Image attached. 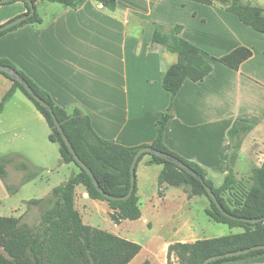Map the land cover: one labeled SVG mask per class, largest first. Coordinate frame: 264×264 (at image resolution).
Wrapping results in <instances>:
<instances>
[{"label":"crops","instance_id":"0c3cea01","mask_svg":"<svg viewBox=\"0 0 264 264\" xmlns=\"http://www.w3.org/2000/svg\"><path fill=\"white\" fill-rule=\"evenodd\" d=\"M117 4V9L110 11L96 0H87L77 8L39 0L36 6L42 22L24 25L0 37V60L13 64L68 113L79 110L88 116L95 132L106 141L124 147L152 146L159 137L160 120L168 115L171 118L163 144L171 152L201 166L216 181L223 182L231 171L242 177L261 167L264 164V33L245 25L236 14L216 3L117 0ZM27 13L23 1L2 5L0 26ZM157 25L164 26L166 31L182 26L181 37L200 48L213 67L201 82L186 80L175 97L163 83L167 70L179 58L161 44L153 43ZM241 47L250 49L253 55L239 70L217 60ZM13 85V81L0 73V104ZM20 92L27 99H22ZM17 98L15 104L26 111L21 122L49 126L20 90L6 103L0 118ZM252 118H259L260 124L245 137L232 164L229 132L238 119ZM49 142L59 147L50 139ZM43 147L53 154L40 166L51 171L52 163L57 161L56 153L46 143ZM2 158L13 159V164L17 156ZM150 160H143L137 168L142 210L139 220L147 216L145 221H155L154 217L169 214L166 226L178 237L176 243L211 239L199 238L193 218L194 201L205 196L191 197L184 191L174 192V187L169 185L159 186L163 166L150 164ZM140 166L142 181L150 170L155 172V191L145 199L148 201L145 206L142 201L147 194L144 184L140 189L138 181ZM25 179L15 188L7 183L8 178L2 180L8 193H16L35 178ZM81 202L95 207L100 204L85 192ZM173 202L175 208L171 209ZM207 202L206 210L210 207ZM109 212L108 208L106 213ZM175 220L179 224L173 225ZM230 229L240 230L230 235L244 232L242 228ZM171 244L174 243L153 251L150 264H167L166 258L159 256V250H167ZM136 257L129 264H134ZM222 264H264V255Z\"/></svg>","mask_w":264,"mask_h":264},{"label":"trees","instance_id":"16d2710c","mask_svg":"<svg viewBox=\"0 0 264 264\" xmlns=\"http://www.w3.org/2000/svg\"><path fill=\"white\" fill-rule=\"evenodd\" d=\"M32 1L35 3L36 14L24 23L1 33L0 37L24 25L42 22L36 6L39 0ZM44 1L61 4L68 8H77L87 0ZM96 1L110 11H115L118 6L117 0ZM195 1L214 4L213 0ZM14 2L17 1L11 3ZM23 2L29 13V4ZM227 10L236 14L245 25L264 33L263 8L238 3ZM182 29V26H177L166 31L164 26L157 25L153 38V43L161 44L170 52L178 55V62L167 70L163 83L164 88L173 97L179 93L186 80L201 82L213 70L211 62L204 56L203 51L181 37ZM252 55L253 52L250 49L241 47L217 60L231 69L239 70ZM0 64L15 69L30 84L36 94L53 108L66 136L81 160L91 169L101 188L115 197L127 196L131 189V165L134 157L140 149L148 146L124 147L100 138L88 116L79 110L72 114L68 113L58 106L47 92L41 90L9 61L0 60ZM0 73L14 83L0 104V114L14 94L18 90L22 91L46 118L51 129L49 139L59 145L61 163L63 165L75 164L79 168L78 174H74L66 183L56 187L49 196L29 202L30 205L44 208L38 226L22 224V220L16 217H0V264H129L141 252L142 247L116 234L86 225L77 208V196L78 189L82 187L91 200L107 202L112 211L111 218L117 224L124 220L137 221L142 217L137 183L132 197L128 200L114 201L104 197L94 185L90 175L75 161L48 109L35 101L19 82L6 73ZM170 118L166 115L160 120L159 137L151 147L179 158L200 174L206 184L212 188L221 205L233 216L247 219L263 218L264 164L255 168L252 175L248 177L239 178L234 171H231L226 176L223 185L216 188L207 179V174L201 166L171 152L163 144L164 133ZM260 121L259 118H252L238 119L235 122L228 135L233 147L232 164H235L245 137L260 124ZM145 156H151L150 164L163 166L159 186L185 188L190 190L191 197H207L210 207L206 213L211 219L231 228L244 229L241 234L199 240L193 243L171 244L168 248V264H173L174 259H177L180 264H202L206 259L216 255L264 245V222L249 224L225 217L209 196L205 185L177 165L160 157L145 154L140 158L137 168ZM12 162L13 159H0V177L5 181L8 178L7 166ZM19 167L26 171L29 170L26 162H22ZM36 177L33 175L26 181ZM233 193L237 195L232 197ZM226 195L231 196L230 204L225 199ZM261 255H264V250L211 264H222Z\"/></svg>","mask_w":264,"mask_h":264},{"label":"rangeland","instance_id":"374dc122","mask_svg":"<svg viewBox=\"0 0 264 264\" xmlns=\"http://www.w3.org/2000/svg\"><path fill=\"white\" fill-rule=\"evenodd\" d=\"M213 1L214 3L221 5L226 9L233 7L238 3L245 5L247 4L258 8H263L261 6H264V0ZM19 95H21L20 97H22V99H27L23 98V94H21V92ZM18 101L19 100L17 98L14 102H12L6 114L0 118V159L8 155L17 156L15 162L10 164L7 169L9 173L7 183L12 185L13 188L19 186L21 184V180L24 179V177L26 179L33 175H36L37 177L26 185L21 186L19 191L16 193H8L4 186L6 183L0 178V217H16L22 220V224L36 227L40 224L44 208L30 205L29 202L35 199L43 198L51 188L63 184L74 174H78L79 168L75 164L61 165L59 147L57 145H52L49 142V126H43L36 122L28 121L27 123H32V126H29L21 122L26 118V111L24 108H20L15 104ZM28 101L29 103H32L30 100ZM45 143L50 145V147H52L56 153L57 161L52 163L53 169L51 171L45 168L43 169L40 166V164H42L47 158L50 157L51 154H53V152L50 153L49 150L43 147ZM148 159H151V156H145L141 162ZM20 162L28 163L29 170L25 172L20 170V167L18 168L17 166L21 165ZM138 172L139 188L141 189L142 185L144 184V192L147 194V197L143 198L142 201L143 206H145V199H149L148 196L153 195L155 191V172L154 170H150L144 181H142L141 178V166L139 167ZM252 173L250 175H252ZM206 174L207 179L210 180L216 188H219L223 185L224 181H220V183L219 181H216V178L211 176L209 173L206 172ZM250 175H242V177H248ZM78 191L77 208L82 214L86 225L116 234L122 238L139 244L143 248L142 252L136 257L134 264H150L149 259L154 254L153 251L161 248V246L165 245L166 243H176L178 240V237L169 228V225L166 226V224H168L166 220L169 214L154 217L155 221H145L144 219L147 217L145 216L143 220L134 222L124 220L117 224L111 218L112 211L107 202L99 201V207L83 204L81 202V198L85 190L80 187ZM182 191L189 195V189L174 188V192L180 193ZM234 195L237 194L233 193L232 197ZM206 198L197 197L193 203V212L195 213H193V218L198 230L199 238H220L230 235L231 232H240L238 229L232 230L227 225L217 224L210 220L206 214L208 203V198ZM225 199L230 204L231 196L226 195ZM147 202L148 201H146V203ZM208 206H210V201ZM108 208L110 209V212L107 214L106 211H108ZM170 208H175V203L170 206ZM172 224L177 225L179 224V221L175 220ZM159 251H161L159 256L166 258V263L168 264V248L167 250L160 249ZM173 264L180 263L177 259H174Z\"/></svg>","mask_w":264,"mask_h":264},{"label":"water","instance_id":"95a60500","mask_svg":"<svg viewBox=\"0 0 264 264\" xmlns=\"http://www.w3.org/2000/svg\"><path fill=\"white\" fill-rule=\"evenodd\" d=\"M13 1H25L30 6V12L21 16V17H18L12 21H9L8 23H6L4 25H1L0 26V34L24 23L25 21L29 20L30 18H32L36 14L35 3L32 0H0V6L11 3ZM0 72L8 74L13 80L19 82L28 91V93L35 99V101H37L43 107L48 109V111L51 113V115L55 121V124H56L57 128L59 129L65 143L67 144L72 155L74 156L75 161L80 165L81 168H83L90 175V177L92 178V181H93L94 185L96 186V188L98 189V191L107 199L114 200V201H125V200H128L129 198L132 197V195L135 191V188H136V183H137V165H138V162L143 155L151 154V155L160 157L162 159H165L166 161H169V162L177 165L178 167H180L181 169H183L184 171H186L187 173H189L190 175L195 177L197 180L202 182L205 185V188H206L209 196L213 199V201L217 205L218 209L221 211V213L225 217L236 220V221L244 222V223H249V224H258V223L264 222V217L258 218V219L238 218V217L233 216L229 212H227L225 210V208L219 202V200H218L216 194L213 192L212 188L206 184L205 179L200 174H198L194 169H192L189 165L184 163L179 158H177V157H175L169 153H165L163 151H160V150H158L154 147H151V146L144 147V148L140 149L134 157V160H133L132 165H131V189H130L129 194L125 197H115V196L108 194L107 192H105L101 188L99 182L97 181V179H96L95 175L93 174V172L91 171V169L85 164V162H83L81 160V158L79 157V155L75 151V149L72 146L69 138L66 136L61 124L59 123L53 108L45 100H43L39 95L36 94V92L30 86V84L15 69H13L12 67L0 64ZM262 250H264V245H256V246H253V247H250L247 249L237 250V251L228 252L225 254H220V255L210 257V258L206 259L202 264H211L214 262H218V261H222V260H226V259H231V258H235V257H240V256L247 255V254L255 252V251H262Z\"/></svg>","mask_w":264,"mask_h":264}]
</instances>
